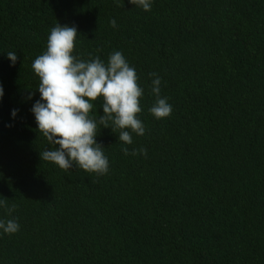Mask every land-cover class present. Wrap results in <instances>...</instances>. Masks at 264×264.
Masks as SVG:
<instances>
[{
    "label": "trees",
    "instance_id": "obj_1",
    "mask_svg": "<svg viewBox=\"0 0 264 264\" xmlns=\"http://www.w3.org/2000/svg\"><path fill=\"white\" fill-rule=\"evenodd\" d=\"M57 23L77 27L83 60L121 51L144 89L145 135L96 137L104 176L41 159L55 146L31 64ZM150 73L169 118L149 112ZM0 85V200L16 205L0 220L21 225L0 230V264H264V0H0Z\"/></svg>",
    "mask_w": 264,
    "mask_h": 264
},
{
    "label": "clouds",
    "instance_id": "obj_2",
    "mask_svg": "<svg viewBox=\"0 0 264 264\" xmlns=\"http://www.w3.org/2000/svg\"><path fill=\"white\" fill-rule=\"evenodd\" d=\"M145 12L151 11L153 0H129ZM118 6H124L119 4ZM111 26L117 27L115 19ZM79 32L75 25L57 23L50 29L46 50L38 55L31 64L39 78L40 100L31 111L35 116L38 131L52 146L40 152L43 162H51L64 171L73 165L78 169L97 176L107 175L110 170L104 147L96 137L102 128L119 130V142L133 144V134L143 137L146 127L139 118L142 114L144 89L140 77L121 51H113L107 62L99 56L83 60L75 55ZM12 65L18 60L15 52H7ZM152 77L151 93L156 97L149 112L157 120L169 118L173 107L166 97L161 96V78L157 73ZM4 90L0 85V101ZM31 99V95L28 97ZM102 101L103 115H93L94 105ZM18 110H12L13 118ZM126 156L143 155L147 158L146 148L123 147ZM0 207L7 208L8 214L16 210L10 208L7 199L0 200ZM21 225L16 219L0 220V230L5 234H15Z\"/></svg>",
    "mask_w": 264,
    "mask_h": 264
}]
</instances>
